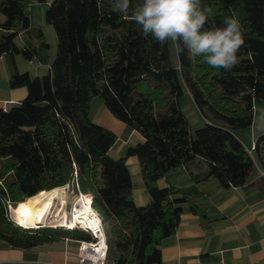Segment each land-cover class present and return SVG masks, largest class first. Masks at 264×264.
<instances>
[{"label":"trees","instance_id":"16d2710c","mask_svg":"<svg viewBox=\"0 0 264 264\" xmlns=\"http://www.w3.org/2000/svg\"><path fill=\"white\" fill-rule=\"evenodd\" d=\"M113 2L50 0L45 18L55 31L56 54L49 63L48 43L30 28L27 0H0V56L9 58L8 84L26 89L17 103L0 107V241L9 248L89 239L82 229H27L9 217L8 204L15 211L26 198L65 184L91 194L104 225L105 263L111 264H160L161 240L175 231L182 204L210 178L222 187L264 191V132L252 149L263 174L252 182L255 161L235 134L252 124L254 99H264V0H202L215 14L210 22L222 26L225 16L235 15L241 24L245 43L231 70L211 67L186 50H176L173 65L168 43L145 37L129 14L113 11ZM17 54L49 67L31 76L17 69ZM184 89L204 118L194 134L179 105ZM94 96L141 136L123 156L109 154L115 132L89 117ZM129 156L137 158L145 204L133 199ZM181 167L189 185L157 184ZM190 208L197 211L192 203Z\"/></svg>","mask_w":264,"mask_h":264},{"label":"crops","instance_id":"0c3cea01","mask_svg":"<svg viewBox=\"0 0 264 264\" xmlns=\"http://www.w3.org/2000/svg\"><path fill=\"white\" fill-rule=\"evenodd\" d=\"M19 44H22V40ZM18 55L14 57L16 67L19 71H24L19 68ZM29 61L34 64L35 73H44L42 63L35 58ZM9 75V58L4 55L0 56V107L4 108L17 103L26 94L25 87L11 88L9 86ZM96 123L105 126L101 122L96 121ZM107 128L114 131L109 126ZM131 133L132 131H129L128 136ZM235 134L256 163L258 159L252 149L258 134L251 135L249 139L237 130ZM140 139L141 136L138 134L137 141ZM128 158H132L136 174H139V165L135 156L127 157L126 163L132 178ZM261 172V165L256 163V168L252 169L248 181L256 180L261 176ZM132 182L135 203H146L149 198L144 186L135 189L133 178ZM190 183L191 177L184 167L172 170L157 180V184L161 187L168 184L186 186ZM198 189L200 192L191 198V202L187 201L182 204L180 220L175 231L161 240L160 264H264V191L255 185L222 187L213 178L198 184ZM191 203L194 204L196 212L191 210ZM76 260V246L68 242L63 243V240L30 249H16L0 245V264L22 262L74 264Z\"/></svg>","mask_w":264,"mask_h":264},{"label":"clouds","instance_id":"9594fccd","mask_svg":"<svg viewBox=\"0 0 264 264\" xmlns=\"http://www.w3.org/2000/svg\"><path fill=\"white\" fill-rule=\"evenodd\" d=\"M112 9L129 14L145 37L161 45L172 42L177 52L186 50L211 67L231 70L239 62L237 53L245 43L239 20L225 16L217 26L202 0H138L135 7L132 0H114Z\"/></svg>","mask_w":264,"mask_h":264},{"label":"rangeland","instance_id":"374dc122","mask_svg":"<svg viewBox=\"0 0 264 264\" xmlns=\"http://www.w3.org/2000/svg\"><path fill=\"white\" fill-rule=\"evenodd\" d=\"M28 2V9H29V20H30V28L32 31L35 33V31L40 30L42 32L44 40L48 43L49 45V63L54 59L55 54H56V35L55 31L52 27L51 24H49L46 21L45 18V12L46 9L49 6L50 0H27ZM0 17L2 18L1 14ZM21 42V38L17 37L16 38V43L19 44ZM32 42L36 43L37 39L35 37V34L32 35ZM168 48H169V55H170V62L173 65L178 64V59H177V53L175 49V45L172 42H168ZM20 64L19 68H22V70H28L29 74L31 76H34L35 74H43L42 72L35 73L33 71V65L31 64L32 62L29 61L28 59L24 58L21 55H18ZM34 61V60H33ZM44 66V73L46 72L48 68V63L47 64H42ZM29 68V69H28ZM179 105L185 114L189 126L191 129V132L194 134V130L197 128H200L204 124V118L196 105L194 104L190 94L186 89L183 90L182 94L179 96ZM253 121L252 124L237 129L243 136L247 139L251 137L253 134H260L264 132V99L263 98H255L253 101ZM89 117L91 120L94 122L98 121L104 124L105 126L111 127L115 133H116V139L113 145L109 149V154L113 157H118L120 155H124L127 151V148L129 144H134L137 141V135L138 132L131 130L124 122L121 120L117 119L115 116H113L105 107L103 101L99 96H94L91 98L90 105H89ZM132 131V133L128 136V132ZM127 138V141L125 139ZM248 144V143H246ZM132 157V156H130ZM134 157V156H133ZM256 159V158H255ZM132 158H128V162L130 164L131 168V173H132V178L134 179L135 182V189H138L139 187L143 186V181L140 177V175L135 173L134 167H133V162ZM138 163V162H137ZM256 163L260 162L257 160ZM256 163L254 164L253 170L256 168ZM140 184V186L138 185ZM62 187V192L65 195L64 201V207L63 209L67 213H71L72 206L74 201L78 198L79 191H77L76 187L73 186L72 184H65ZM138 191V190H137ZM82 193V192H81ZM88 194V193H85ZM145 204V203H143ZM14 206L15 204H8V213L10 219L17 225H20L24 228L27 229H34V228H52V229H57V228H69L67 226H63L57 223H48L46 225H40V226H34V227H27L24 224L20 223L19 221V215L16 211H14ZM57 206L58 212L60 211L59 203L54 201L51 204L50 210L52 211L55 207ZM11 211L15 213L16 216H14V219L12 217ZM58 224V225H57ZM73 227L72 229H74ZM71 229V228H70ZM71 239H64L63 243L68 242L71 244H74L76 246V249L78 251V242L77 240H71ZM0 245H5L4 242L0 241ZM16 264H29L27 262H22V263H16ZM105 264H111L109 261L106 262Z\"/></svg>","mask_w":264,"mask_h":264},{"label":"bare ground","instance_id":"6f19581e","mask_svg":"<svg viewBox=\"0 0 264 264\" xmlns=\"http://www.w3.org/2000/svg\"><path fill=\"white\" fill-rule=\"evenodd\" d=\"M65 195L62 192V187H56L51 190H42L38 193L26 198L25 200L17 203L15 211L19 215L20 223L27 227H34L46 225L48 223L67 224L74 221L73 226L77 223L85 227H92L96 223V218L91 213L92 206L90 205L89 194L81 199L79 198L74 206L73 218L68 221L66 211L61 209L64 207ZM56 201L59 203L60 211L58 212L57 206L51 211V204ZM65 218V219H64ZM57 224V225H58Z\"/></svg>","mask_w":264,"mask_h":264},{"label":"built area","instance_id":"2783aa9c","mask_svg":"<svg viewBox=\"0 0 264 264\" xmlns=\"http://www.w3.org/2000/svg\"><path fill=\"white\" fill-rule=\"evenodd\" d=\"M263 174V172H261ZM89 194V193H88ZM85 193H81L79 191L78 198L74 201L71 213H67L68 221H70L71 218H73V211L74 206L77 202V200L82 197H84ZM89 197L92 201V196L89 194ZM90 201V205L92 206ZM91 213H93V216L96 218V223L92 227H85L81 225V223H77V225L73 226L71 223L62 224L63 226H67L69 228H78L86 231L89 234V239H80L77 240L78 242V251H77V260L74 264H105L106 257H107V242H106V236L104 232V225L101 219V216L99 213L92 207ZM65 219V218H64ZM56 264H69L66 262L62 263H56Z\"/></svg>","mask_w":264,"mask_h":264}]
</instances>
